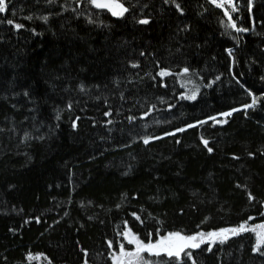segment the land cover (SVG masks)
Masks as SVG:
<instances>
[{"label": "trees", "instance_id": "obj_1", "mask_svg": "<svg viewBox=\"0 0 264 264\" xmlns=\"http://www.w3.org/2000/svg\"><path fill=\"white\" fill-rule=\"evenodd\" d=\"M5 2L0 264H118L129 231L155 243L241 225L256 231L142 255L264 264V0H117L122 17L90 0Z\"/></svg>", "mask_w": 264, "mask_h": 264}, {"label": "snow or ice", "instance_id": "obj_2", "mask_svg": "<svg viewBox=\"0 0 264 264\" xmlns=\"http://www.w3.org/2000/svg\"><path fill=\"white\" fill-rule=\"evenodd\" d=\"M167 3L168 0H165ZM173 3H175V0H172ZM212 2L216 5V7L223 8L225 4H227L232 11H235V7L233 5V0H212ZM90 3L98 8V9H107L111 12L113 16L122 17L124 14L128 11L126 7H124L121 3L117 2V0H90ZM176 7L178 10H180V5L176 4ZM6 11V2L5 0H0V13H4ZM225 15L228 16L229 20H231V16L229 15L228 11H225ZM31 19V17H29ZM45 20L47 17L44 18ZM91 22V21H90ZM9 24H12L13 21L9 20ZM140 24H148L149 21L147 19H141L139 21ZM232 28H235L236 25L233 23L230 25ZM15 27L17 29L23 27L20 24H16ZM238 31H247L246 29H237ZM136 65H133L135 67ZM188 69H184V72L187 73ZM168 73L161 72L159 75L164 76ZM190 99H195V93ZM256 100L255 98L252 101L251 105H246V107H252L255 105ZM224 115L229 116L231 113H225ZM180 131H183L181 129ZM147 143V141H145ZM204 145L207 147L208 141H203ZM209 152L212 151L211 148L208 149ZM253 197L250 196V199ZM135 215V214H134ZM139 219V217H136ZM257 228L264 229V225H258ZM250 230V231H256V228L247 229L245 225H241L239 228H233V229H223L220 232H211L207 233L208 238H216V237H223L221 239V243L224 242L225 239H227V236L225 233L231 232L233 235L238 234L241 231ZM127 238L128 244H134L135 245V251H126L125 245L121 243L119 245L121 256L118 258V264H161L160 261H150L145 259V257L142 255V253H148L149 255H155L159 257L162 253L166 254L169 258L176 257L177 259H180L181 253L184 252V255L186 257H191L190 252H185L186 248H199L200 243L205 242L204 233H200V242L197 241V236H183L180 233H169L167 236L161 237L158 239L155 243H153L151 240H149L148 243H144L140 239H138L136 236L132 235L131 231L124 234ZM151 235V234H150ZM261 244H264V231L257 232V250H259ZM111 242L109 243V247H111ZM210 250V249H208ZM264 254V253H262ZM163 264H168L167 261L163 262ZM171 264H176V261H172Z\"/></svg>", "mask_w": 264, "mask_h": 264}, {"label": "rangeland", "instance_id": "obj_3", "mask_svg": "<svg viewBox=\"0 0 264 264\" xmlns=\"http://www.w3.org/2000/svg\"><path fill=\"white\" fill-rule=\"evenodd\" d=\"M234 228H237V227H234ZM226 229H233V228H226ZM223 230V229H222ZM221 230L219 231H213V232H220ZM247 230L245 231H241L239 232L238 234L236 235H233L231 232H228V233H225V235L227 236V239H225L224 241H227L229 239H232V238H235V237H238L242 234H244ZM199 234H195V235H190V236H197V241L196 242H200V237H199ZM205 234V237H204V241L203 243H200V247L199 248H186L185 249V252H190L192 253L193 251L195 250H198L200 248H204V247H212L214 244L216 243H219L221 241V239H223V237H216V238H208L207 237V233H204ZM182 235V234H181ZM183 236H187V235H183ZM184 252H182L181 254H183ZM163 254V253H162Z\"/></svg>", "mask_w": 264, "mask_h": 264}, {"label": "water", "instance_id": "obj_4", "mask_svg": "<svg viewBox=\"0 0 264 264\" xmlns=\"http://www.w3.org/2000/svg\"><path fill=\"white\" fill-rule=\"evenodd\" d=\"M160 1H164V0H160Z\"/></svg>", "mask_w": 264, "mask_h": 264}]
</instances>
